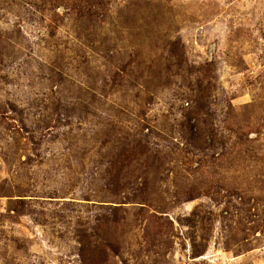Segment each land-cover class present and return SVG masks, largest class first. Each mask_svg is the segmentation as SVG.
Wrapping results in <instances>:
<instances>
[{
	"label": "rangeland",
	"instance_id": "rangeland-1",
	"mask_svg": "<svg viewBox=\"0 0 264 264\" xmlns=\"http://www.w3.org/2000/svg\"><path fill=\"white\" fill-rule=\"evenodd\" d=\"M0 264H264V0H0Z\"/></svg>",
	"mask_w": 264,
	"mask_h": 264
}]
</instances>
